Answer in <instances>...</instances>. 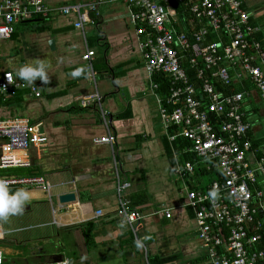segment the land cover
Returning <instances> with one entry per match:
<instances>
[{
	"label": "crops",
	"instance_id": "0c3cea01",
	"mask_svg": "<svg viewBox=\"0 0 264 264\" xmlns=\"http://www.w3.org/2000/svg\"><path fill=\"white\" fill-rule=\"evenodd\" d=\"M96 1L100 2L97 11L89 12L94 22L84 26L85 40L81 29L75 27L77 14L62 13L60 8ZM44 2L50 9L47 16L20 21L15 26V36L0 44L17 42L13 45L14 51L10 48L7 53L0 52V78L5 71L16 74L21 67L18 66V57L24 52L28 61L22 63L23 59L22 64L45 65L47 83L42 84L39 79L33 83L41 96L25 93L21 104L23 109L5 107L0 109V116L12 117V113L26 116L30 111L31 116L26 117L41 123L47 132L48 142L43 147L31 148L30 154L32 164L40 168L39 176H45L51 185L49 192H45L49 205L43 203L40 220L35 217L36 209L33 207L39 202L32 200L31 196L21 213L38 219L37 224L8 228L0 221V226L8 231L1 245L13 244L8 236L12 233L42 228L37 233L23 236L25 239L15 237L33 262L18 261L6 255L5 264L54 260L55 255L68 258L72 264L205 262L206 249L197 237L194 214L183 205L182 182L173 179L175 174L166 156L164 127L151 85V93L149 90L150 94L146 92L145 83L150 84V78L138 48L139 40L130 20L128 4L113 0ZM245 6L251 12L253 23L261 28L260 36L264 43V0H246ZM51 39L55 41L53 50L49 45ZM21 43H25V48L19 45ZM87 49L95 52L94 80L88 74L83 75L86 63L82 55ZM44 56H53V59L46 61ZM40 58L43 62H38ZM139 63H142L146 74L144 84L140 83L136 73ZM77 68L84 71L74 77L71 73ZM97 76L112 80L111 89L101 93L99 82L105 84V80L98 82ZM246 82L250 83L246 80L244 84ZM250 84L251 87L246 89L249 95L244 97L242 108L250 123L248 136L259 154L264 156V98ZM94 92L103 97L102 109L94 103L86 111L69 109L81 105V98ZM44 97L46 102L39 104L38 99ZM37 106L41 107L35 108ZM128 109L132 112L130 117L126 116ZM45 111L49 113L41 118ZM108 131L116 137L113 147L94 142L95 138ZM118 179L130 184L122 191V197L129 205L145 213V218L138 225L139 239L115 215L119 203ZM187 184L193 187L194 180H188ZM261 188L264 191L263 185ZM69 192L76 194V201L60 202L59 196ZM69 205L71 208H67ZM166 209L172 210L171 218L162 212ZM98 210H102L104 215L94 217Z\"/></svg>",
	"mask_w": 264,
	"mask_h": 264
},
{
	"label": "built area",
	"instance_id": "2783aa9c",
	"mask_svg": "<svg viewBox=\"0 0 264 264\" xmlns=\"http://www.w3.org/2000/svg\"><path fill=\"white\" fill-rule=\"evenodd\" d=\"M113 1L127 3L130 8L164 135L170 144L182 138L181 152L194 156L193 161L178 163L174 174L184 186L183 205L193 212L197 237L206 249L207 259L199 264H264V247L259 246L264 238V156L248 136L250 123L242 101L249 92L232 91L233 86L247 80L264 98V45L256 38L260 29L250 21L246 0ZM173 1L182 4L181 14ZM99 3L73 4L60 10L77 14L75 27L81 29L86 40L84 26L94 22L89 12L97 11ZM49 11L44 0H0V44L12 37L17 23L34 15L47 16ZM180 25L184 27L178 30ZM94 55L90 49L82 55L85 70L93 80ZM188 70L197 86L191 83ZM155 73L168 77V93L156 92L159 84L153 80ZM23 89L41 96L35 84L19 79L13 71L3 73V99ZM229 89L231 92L225 91ZM102 99L94 92L80 102L83 107L94 103L102 109ZM47 142L41 123L26 116L0 117V170L30 167L31 148ZM94 142L113 147L116 137L108 131ZM0 179L14 189L36 187L49 192L51 188L45 176L0 175ZM190 179L196 187L185 183ZM129 185L117 181L119 203L115 215L139 239L138 225L145 213L122 197ZM162 212L172 217L171 209ZM102 215L98 210L94 217ZM7 233L0 226V264L7 261L1 245ZM28 264L72 263L62 257Z\"/></svg>",
	"mask_w": 264,
	"mask_h": 264
},
{
	"label": "rangeland",
	"instance_id": "374dc122",
	"mask_svg": "<svg viewBox=\"0 0 264 264\" xmlns=\"http://www.w3.org/2000/svg\"><path fill=\"white\" fill-rule=\"evenodd\" d=\"M34 36H35V34H34ZM16 44H17L16 41L15 42L13 41L12 43H10V41L5 42L2 46H0V52L2 54L4 52L7 53V52L10 51V48H11L12 51H14V46L13 45H16ZM10 45H11V47H10ZM19 45L21 47H24L25 48V43H21ZM11 53H13V52H11ZM44 58L46 59V61H48V60L49 61H52L53 56H51V57L50 56H44ZM18 59H19L18 66H23L24 64H22V63H25V62L28 61L27 56H25V52L23 53V55H19ZM23 59H24V61L21 63V60H23ZM37 60H38V62H40V61L43 62V58H40V59H37ZM143 68L144 67H143L142 63H139L138 64L137 69L135 68L136 69V73H138V78L140 80V83H142V84H144L145 81H146V79H145V75L146 74L144 73ZM101 79H104L105 80V84H106L107 87H105V84L99 82V81H101ZM97 81L99 82L100 92L101 91L102 92L105 91L107 88L111 89V87L113 85L112 80L110 81L106 77L105 78H102L101 76H97ZM91 87L94 89L93 82H91ZM145 88L147 89L146 92L149 93V91H150V93H151L150 84L148 82L145 83ZM152 97H154V96H152ZM44 99H46V97H44L42 99H38V103L39 104H42L44 101L46 102V100H44ZM148 99H151V97L150 98L148 97ZM38 107H41V106H37L35 108H38ZM103 108L106 109V105L105 104L103 105ZM157 112H158V109H157ZM30 113H31L30 111L28 113H26V116H31ZM48 113L49 112H47V111L43 112L42 115H41L42 116L41 118H45ZM12 114L13 115H16V113H12ZM45 122H47V121H45ZM13 168H16V167L6 168V169H3V170H0V172H3L5 170L6 171L7 170H12ZM16 174H19V173H16ZM19 175H21V174H19ZM19 175H15V176H19ZM173 179L174 180H176V179L177 180H180L175 175H173ZM207 180H208V178L206 177L205 178V181H207ZM187 182L188 181L186 180L185 183L187 184ZM181 185H182V188H183V191H184V186H183L182 183H181ZM26 190L30 192V194H31L30 196H31V199L32 200H37L35 202H39V204H37V203L34 204L33 207L36 209L35 210V213H36V216L35 217H37L40 220V218H41L40 212H41V210H43V203H45V202L47 203L48 202L47 195L45 194V191L44 190H42L40 188H36V187H32V188H29V189H26ZM53 193H54V191H53ZM182 193H184V192H182ZM29 201H30V199L25 204L29 203ZM54 201L57 203V198L55 196H54ZM47 205H49V204L47 203ZM25 214L26 213H23V214H21V216H19V215H13L12 217L10 216L6 221H2V224L5 227H8V228H13V227L14 228H21V227H26V226H30V225H35V224H37L39 222L38 219H35V218L31 217V216L30 217L29 216H25ZM11 219L14 221V224L12 223V220ZM41 229L42 228H40V227H37V228L34 227L33 229L22 230V231H19V232L17 231L15 233H12V234L8 235L12 239L13 244H11V245H5V244L2 245V248L4 250L5 256L7 255L9 258L15 259V260H18V261H29V262H33L34 260L28 257V252L25 251L24 246L19 245V243L15 240V237L17 239H20L18 237L24 238L23 236H25L27 234H32L34 232L37 233V231H39Z\"/></svg>",
	"mask_w": 264,
	"mask_h": 264
},
{
	"label": "trees",
	"instance_id": "16d2710c",
	"mask_svg": "<svg viewBox=\"0 0 264 264\" xmlns=\"http://www.w3.org/2000/svg\"><path fill=\"white\" fill-rule=\"evenodd\" d=\"M173 4L175 6V8L178 10V12L181 14L182 13V4L178 3V2H175L173 1ZM41 17V15H34L33 17ZM94 15H92L93 17ZM95 17V16H94ZM251 19V18H250ZM252 24L253 21L252 19L250 20ZM255 25V24H254ZM184 26L180 25L177 27L178 30H181ZM258 27V26H257ZM259 29L261 30V28L259 27ZM42 30V29H40ZM260 30L259 32L256 34V38L259 39L261 42V34H260ZM15 36V34H13ZM262 44L264 45V43L262 42ZM84 74H88L87 71H85ZM188 75L190 77V81L192 84H195L196 86L198 85L197 81L194 80L192 77V71L188 70ZM85 76V75H84ZM153 80L158 83L159 85V89L156 91L157 93H160V94H166L169 92V87H170V84H169V79L167 76H164L163 74H159V73H155L153 75ZM220 89H222V86L221 85H218ZM249 87H251V84L246 82L243 85H235L232 87V91H243L245 89H248ZM227 92H231V90H225ZM29 92V89H23V90H20L18 91L17 95L15 96H10V97H7V99H3V97L0 95V109L3 110V108H14V109H17V108H22L21 104L23 103V100H24V94L25 93H28ZM49 97V95H48ZM5 108V109H6ZM86 108L87 107H83L81 105L77 106H71L69 107V109H71V111L73 112H77V111H86ZM23 109V108H22ZM21 109V110H22ZM8 110V109H7ZM132 112H131V109H128V111L126 112V116H131ZM12 117H15V116H19V115H11ZM0 117H4L5 116H0ZM163 142H164V147H165V151H166V156L168 158V161H169V165H170V168L172 169V171L174 172L175 168L177 167L178 163H185L186 161H190V160H194V156L192 155V153H182L181 152V147H180V144L183 142V139L182 138H178L175 142H173V144H170L168 139L164 136L163 137ZM174 154L177 155V158H175ZM17 170V171H16ZM16 173H19V174H16ZM1 175H4V176H11V175H19V176H39V174H41V171H40V168L38 165H33L30 166V167H16V168H13L12 170H5L3 172H0ZM122 181V180H121ZM196 182H194L193 184V187H196ZM190 188H192V186H190ZM10 191H15L16 189L14 188H9ZM132 207V206H131ZM134 208V207H133ZM140 210V209H138ZM90 224H88L89 226ZM91 230V229H90ZM260 248H263L264 247V238L262 239V241L260 242L259 244ZM41 261H44V259H41ZM264 262V261H263Z\"/></svg>",
	"mask_w": 264,
	"mask_h": 264
},
{
	"label": "clouds",
	"instance_id": "9594fccd",
	"mask_svg": "<svg viewBox=\"0 0 264 264\" xmlns=\"http://www.w3.org/2000/svg\"><path fill=\"white\" fill-rule=\"evenodd\" d=\"M84 71L83 68L75 69L71 75L79 76ZM19 79L33 84L39 79L42 84L47 83L45 65L42 63L33 65H23L17 71ZM30 192L20 188L10 191L7 182L0 179V221H6L10 216L19 215L24 211L25 203L30 199Z\"/></svg>",
	"mask_w": 264,
	"mask_h": 264
},
{
	"label": "water",
	"instance_id": "95a60500",
	"mask_svg": "<svg viewBox=\"0 0 264 264\" xmlns=\"http://www.w3.org/2000/svg\"><path fill=\"white\" fill-rule=\"evenodd\" d=\"M49 45L50 48L53 50L55 49V41L53 39H51L49 41ZM59 200L62 203H69V202H73L76 201V194L74 192H69V193H63L59 196ZM62 257H60V255H55L54 257V261H58L60 260Z\"/></svg>",
	"mask_w": 264,
	"mask_h": 264
}]
</instances>
